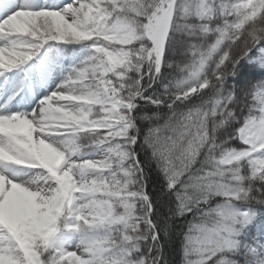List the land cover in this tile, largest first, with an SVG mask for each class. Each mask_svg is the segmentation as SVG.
<instances>
[{
    "label": "snow or ice",
    "instance_id": "obj_1",
    "mask_svg": "<svg viewBox=\"0 0 264 264\" xmlns=\"http://www.w3.org/2000/svg\"><path fill=\"white\" fill-rule=\"evenodd\" d=\"M0 264H264V0H0Z\"/></svg>",
    "mask_w": 264,
    "mask_h": 264
}]
</instances>
